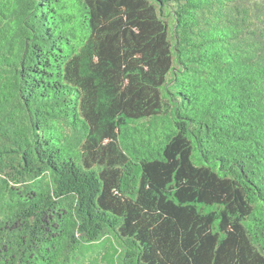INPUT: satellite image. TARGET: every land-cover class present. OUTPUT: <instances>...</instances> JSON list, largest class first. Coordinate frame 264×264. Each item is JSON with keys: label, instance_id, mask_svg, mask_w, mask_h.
<instances>
[{"label": "trees", "instance_id": "trees-1", "mask_svg": "<svg viewBox=\"0 0 264 264\" xmlns=\"http://www.w3.org/2000/svg\"><path fill=\"white\" fill-rule=\"evenodd\" d=\"M0 264H264V0H0Z\"/></svg>", "mask_w": 264, "mask_h": 264}]
</instances>
